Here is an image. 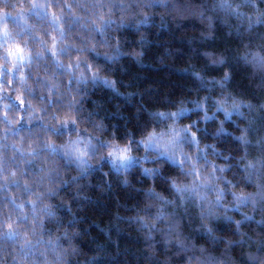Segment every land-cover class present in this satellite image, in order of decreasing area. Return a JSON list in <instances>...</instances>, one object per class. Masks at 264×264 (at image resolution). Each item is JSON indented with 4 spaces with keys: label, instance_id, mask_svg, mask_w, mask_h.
<instances>
[{
    "label": "clouds",
    "instance_id": "9594fccd",
    "mask_svg": "<svg viewBox=\"0 0 264 264\" xmlns=\"http://www.w3.org/2000/svg\"><path fill=\"white\" fill-rule=\"evenodd\" d=\"M0 264H264V0H0Z\"/></svg>",
    "mask_w": 264,
    "mask_h": 264
}]
</instances>
